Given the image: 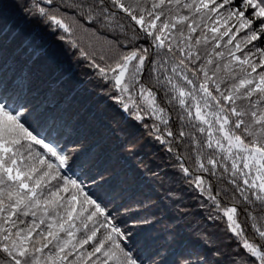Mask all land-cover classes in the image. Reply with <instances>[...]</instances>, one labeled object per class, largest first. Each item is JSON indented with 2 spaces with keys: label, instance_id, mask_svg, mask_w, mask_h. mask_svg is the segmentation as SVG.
Here are the masks:
<instances>
[{
  "label": "snow or ice",
  "instance_id": "1",
  "mask_svg": "<svg viewBox=\"0 0 264 264\" xmlns=\"http://www.w3.org/2000/svg\"><path fill=\"white\" fill-rule=\"evenodd\" d=\"M0 264H264V0H0Z\"/></svg>",
  "mask_w": 264,
  "mask_h": 264
},
{
  "label": "trees",
  "instance_id": "2",
  "mask_svg": "<svg viewBox=\"0 0 264 264\" xmlns=\"http://www.w3.org/2000/svg\"><path fill=\"white\" fill-rule=\"evenodd\" d=\"M50 39L54 40L55 37H50ZM68 63H70V64L72 63V58L71 57H68ZM75 75H76L77 78H80L81 73L77 70ZM85 87H87V85H85Z\"/></svg>",
  "mask_w": 264,
  "mask_h": 264
}]
</instances>
